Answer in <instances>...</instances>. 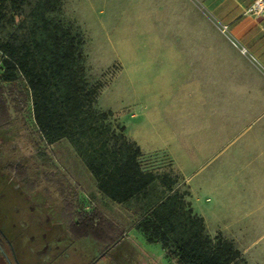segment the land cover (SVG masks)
<instances>
[{
    "label": "crops",
    "instance_id": "crops-1",
    "mask_svg": "<svg viewBox=\"0 0 264 264\" xmlns=\"http://www.w3.org/2000/svg\"><path fill=\"white\" fill-rule=\"evenodd\" d=\"M200 1L203 21L128 51L111 110L144 157L170 161L210 235L217 216L264 227V17L245 13L254 0Z\"/></svg>",
    "mask_w": 264,
    "mask_h": 264
},
{
    "label": "trees",
    "instance_id": "trees-1",
    "mask_svg": "<svg viewBox=\"0 0 264 264\" xmlns=\"http://www.w3.org/2000/svg\"><path fill=\"white\" fill-rule=\"evenodd\" d=\"M63 0H0V22L23 16V33L0 42V123L13 125L23 113L26 99L40 138L47 144L67 141L94 178L97 190L116 204L133 205L143 217L149 241L170 245L177 264H247L242 252L220 233L210 235L204 219L187 200L186 187L172 170L160 172L153 158L116 130L112 111L95 104L100 90L86 74L83 35L62 14ZM2 26V25H0ZM150 163V167L148 165ZM65 197L69 219L78 235L96 239L103 250L112 248L123 232L94 208L78 213L75 191L53 177Z\"/></svg>",
    "mask_w": 264,
    "mask_h": 264
},
{
    "label": "rangeland",
    "instance_id": "rangeland-1",
    "mask_svg": "<svg viewBox=\"0 0 264 264\" xmlns=\"http://www.w3.org/2000/svg\"><path fill=\"white\" fill-rule=\"evenodd\" d=\"M206 11L200 0H63V16L78 26L84 38L87 77L90 82L101 86L95 106L104 111H115L111 108L123 106L124 84L121 78L132 47L159 43L164 38L163 34L175 27L189 26L195 15L197 23L203 21L200 17ZM22 17L15 15L12 23L7 17L1 20L0 42L23 33L19 27ZM119 72L122 74L116 79ZM30 108L27 98L10 138L15 145L12 155L30 164L37 175L52 170L61 178L67 191L70 189L77 193L85 209L96 208L110 219L123 232L110 249L119 257L126 256L128 264H177L170 245L148 240V234L143 230L144 219L140 212H136L135 206L113 203L97 190L94 178L67 141L47 144L40 138ZM112 113L109 121L118 130L122 124ZM152 160L153 167L160 172L171 173L166 158L157 155ZM148 165L151 166L150 163ZM173 189L182 192L184 184L179 182ZM205 201L207 204L213 202L207 196L203 198ZM220 229L232 232L247 264H264V227L247 228L224 216L208 218V230L212 235ZM118 262L121 264L120 259Z\"/></svg>",
    "mask_w": 264,
    "mask_h": 264
},
{
    "label": "flooded vegetation",
    "instance_id": "flooded-vegetation-1",
    "mask_svg": "<svg viewBox=\"0 0 264 264\" xmlns=\"http://www.w3.org/2000/svg\"><path fill=\"white\" fill-rule=\"evenodd\" d=\"M17 116L8 128L0 123V264H120L119 259L128 264L126 256L77 234L78 221L69 219L65 197L53 185V177L63 183L56 173L37 175L12 155ZM75 205L78 213L93 210L85 209L78 195Z\"/></svg>",
    "mask_w": 264,
    "mask_h": 264
},
{
    "label": "built area",
    "instance_id": "built-area-1",
    "mask_svg": "<svg viewBox=\"0 0 264 264\" xmlns=\"http://www.w3.org/2000/svg\"><path fill=\"white\" fill-rule=\"evenodd\" d=\"M246 14H251L256 17H264V0H254L249 7L245 9ZM235 46L236 43L232 42ZM242 53L246 52L244 47H240Z\"/></svg>",
    "mask_w": 264,
    "mask_h": 264
}]
</instances>
